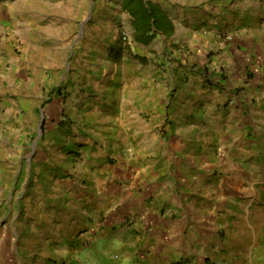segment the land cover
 Instances as JSON below:
<instances>
[{
    "label": "crops",
    "instance_id": "1",
    "mask_svg": "<svg viewBox=\"0 0 264 264\" xmlns=\"http://www.w3.org/2000/svg\"><path fill=\"white\" fill-rule=\"evenodd\" d=\"M152 3L161 5L176 34L179 29L171 15L179 10L172 2ZM243 12L235 13L236 21L245 18ZM3 15L0 12V21L6 24L10 10ZM190 20L205 24L207 18ZM262 24L252 26L251 38L260 40L259 45L256 42L260 51L250 38L241 43L244 34L232 42L221 39L215 27L209 36L190 42L192 73L183 72L184 78L181 72L167 73L158 96L162 99L155 105L147 92L117 105L111 101L106 109L98 110L100 106L92 103L94 108L87 114L90 104L82 108L77 98L55 96L53 100L60 103L49 110L60 119L44 127L51 138L49 150L60 154L61 169L43 189L58 193L59 209L50 217H39L45 201L34 202L29 215L22 216L23 222L31 219L27 232L17 236L19 243L13 246L18 250L5 264H68L66 245L73 241L86 250L109 241L119 247L124 260L138 264L182 257L179 243L184 242L190 247L186 253L193 257H235V264H241L242 258L246 259L242 264H264V34L257 35L264 29ZM10 47H0V158L5 137H11L10 132L5 134V128L13 127L6 124L10 116L16 115L17 128L27 129L22 147L16 149L28 148L24 143L32 139L33 146L37 140L34 119L24 120L18 110L3 108L11 106L10 97L32 96L35 90L34 75L26 74L28 51L18 56ZM183 56L174 61L183 62ZM7 58L9 69L2 62ZM16 68L22 71L20 76L14 74ZM174 75L177 79L171 81ZM167 86L177 91L169 94ZM141 99L151 113L149 119L140 117L135 125L127 121L128 115L119 120L110 117L116 109L138 107ZM70 104L75 120L67 124L61 115ZM110 107L114 110L108 113ZM102 110L108 113L106 118L95 120L93 114ZM81 116L89 120H80ZM85 125L93 132L85 131ZM68 147L77 148L76 154H68ZM20 151L15 153L18 159L23 157ZM73 215L78 219L71 220ZM213 241L219 242V248L212 249ZM109 250L106 246L103 253ZM107 257L119 259L116 254Z\"/></svg>",
    "mask_w": 264,
    "mask_h": 264
},
{
    "label": "rangeland",
    "instance_id": "2",
    "mask_svg": "<svg viewBox=\"0 0 264 264\" xmlns=\"http://www.w3.org/2000/svg\"><path fill=\"white\" fill-rule=\"evenodd\" d=\"M157 1L172 2L179 10V13L171 15L179 30L169 36L158 34L151 38L148 44H143L134 38L135 31L131 25V18L126 11H122V0H0V12H5L7 16L10 10L12 16L7 19L6 24L0 21V47L11 46L14 54L18 56L25 50L28 51L30 67L27 68L26 74H29V78L32 75L35 77L33 82L35 90L32 96H12L9 99L11 106L3 104V108L8 111L18 110L22 118L24 116V120L34 119L35 138H37L33 146L32 139L29 144L24 143L28 148L16 149L23 145L21 143L25 141L27 129L24 126L17 128L14 118L16 115L8 118L7 126L12 123L13 127L11 131L5 128V134L9 135L10 132L11 137H5L4 153L0 158V173H3L0 179V259H4V264L18 250L13 246L19 243L17 236L27 232L31 219L26 217L28 219L23 222L22 216L24 213L29 215L36 200L45 201L46 204L38 210L39 217L43 214L50 217L52 212L59 209L58 193L43 189L45 185L56 180L61 169L60 154L49 150L51 138L45 133L44 127L50 121L60 119L56 115L53 117L49 110L60 103L53 100L55 96H62L64 100L77 98L81 101L82 108L90 104L87 107V114H90L88 112L94 108L92 103H97L96 106H100L98 110H101L106 109L104 106L111 101L112 104L117 105L133 99L131 98L133 96L139 99L140 94L147 92H150L151 103L155 105L162 99V96H158L164 76H170L173 72L192 73L194 55L189 43L198 41L200 36H209L213 31L212 27H215V31L220 30L221 39H228L231 42L244 34L241 43H245V39L250 38V41H253L252 45L261 50L258 46L260 40L251 38H254L252 26L256 23H259L258 26H263L264 0ZM188 8L192 10L188 12L186 10ZM241 10L244 11L245 18L236 21L235 13L238 14ZM199 16L207 18L205 24H199V20L190 24L191 18H199ZM207 24L208 27L203 29ZM224 24L226 27L222 28ZM260 32L264 34V29L257 32V35ZM172 42L177 43L174 45ZM179 54L184 55L183 62L180 63L174 61ZM9 61V58L2 59V62ZM10 66L11 63H7L8 69ZM14 74L20 76L22 71L16 68ZM180 76L186 77L184 73ZM172 78L175 79V75L170 78L171 81ZM166 88L172 95L177 91L175 86ZM83 99L87 102L82 105ZM137 101L138 107L135 106L134 109L127 107L121 111L116 109L110 117L119 120L118 118L123 119L122 114L128 115L130 120L127 121H133L132 124L140 121V117L149 119L151 113L145 111L143 99L141 104L139 100ZM72 108L73 105L69 106V110L64 109L65 114L61 115L62 119H65L63 122L67 124H72L75 120ZM108 110L110 113L114 108L110 107L106 111ZM108 113L102 110L91 116L98 120L100 116L106 118ZM81 119L89 120L87 116H81ZM161 129L163 130L162 126ZM84 130L93 132L88 125H85ZM70 135V138L74 136L71 133ZM78 147L86 149L82 145ZM71 149L68 147V154H76L77 148ZM18 150H21L20 155H23L20 159L15 156ZM47 166H50V169ZM32 187L36 190L33 191ZM77 219L75 215L71 217L73 221ZM40 225L43 226V223ZM73 227L72 233L76 234L78 229ZM234 244L242 246L241 244L245 243L234 241ZM106 246H109L110 250L104 254L103 249ZM179 246L183 249L182 257L180 255L153 260L157 261L156 264H204L205 262L235 264L236 262L235 257L225 258L224 261L214 256L193 257L186 253L190 248L187 242L179 243ZM211 246L212 249H217L220 244L213 241ZM66 247L68 264H138L124 260L119 247L111 245L109 241L90 250L80 248L78 241L69 242ZM199 247L197 245L196 248ZM115 254L119 257L115 261L107 257ZM245 260L242 258L240 263Z\"/></svg>",
    "mask_w": 264,
    "mask_h": 264
},
{
    "label": "trees",
    "instance_id": "3",
    "mask_svg": "<svg viewBox=\"0 0 264 264\" xmlns=\"http://www.w3.org/2000/svg\"><path fill=\"white\" fill-rule=\"evenodd\" d=\"M121 7L131 18L137 41L148 44L158 34L169 36L173 33V26L160 4L147 0H122Z\"/></svg>",
    "mask_w": 264,
    "mask_h": 264
}]
</instances>
